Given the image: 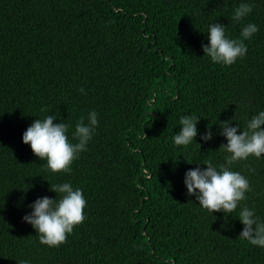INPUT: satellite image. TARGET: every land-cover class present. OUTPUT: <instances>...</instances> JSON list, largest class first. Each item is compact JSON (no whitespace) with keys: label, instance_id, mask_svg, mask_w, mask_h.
<instances>
[{"label":"trees","instance_id":"1","mask_svg":"<svg viewBox=\"0 0 264 264\" xmlns=\"http://www.w3.org/2000/svg\"><path fill=\"white\" fill-rule=\"evenodd\" d=\"M252 2L244 23L259 31L222 66L202 44L212 22L240 36V0H0V264H264V247L239 238V206L213 215L184 184L187 170L224 163L220 121L243 128L264 110V0ZM93 110L97 130L70 173H49L22 142L47 114L72 125L71 139ZM192 114L215 135L176 146ZM232 170L251 186L242 203L264 218V158ZM61 182L83 190L85 220L49 247L22 218Z\"/></svg>","mask_w":264,"mask_h":264},{"label":"clouds","instance_id":"2","mask_svg":"<svg viewBox=\"0 0 264 264\" xmlns=\"http://www.w3.org/2000/svg\"><path fill=\"white\" fill-rule=\"evenodd\" d=\"M253 11L252 0H240L232 10L231 22L242 24L240 36L236 39L226 35V25L210 23L206 32L208 43L202 44L204 56L222 66L233 65L237 59L243 58L248 51L245 41H250L259 31L256 23H244ZM79 91L85 92L83 88ZM41 111L46 112L47 108ZM57 118L55 114H47L35 119L24 131L22 142L29 145L41 161H46L45 168L49 173L67 174L72 170V163L87 150L93 139L99 124L98 113L93 110L87 117L81 116L71 132V139L68 133L72 125L64 120L54 123ZM200 118L196 114L179 118V131L173 136L176 146L186 147L196 142L198 134L205 142L213 139L215 133L211 127L199 133L197 125ZM218 125L219 134L227 141L220 147L223 149L224 163L215 166L209 161L203 164L206 167L187 170L184 177L187 195L194 196L199 206L213 215L222 212L227 217L236 212L239 206L236 217L243 225L239 238L251 245L264 247V218L256 214L255 207L242 203L251 191L249 180L241 172L232 170L237 162L249 157L264 158V110L248 119L243 128L239 123L233 126L232 120L220 121ZM50 190L57 193V197H38L29 205L31 211L22 219L35 229L40 243L59 247L75 226L84 222L87 201L83 190L74 187L71 182L51 183Z\"/></svg>","mask_w":264,"mask_h":264}]
</instances>
